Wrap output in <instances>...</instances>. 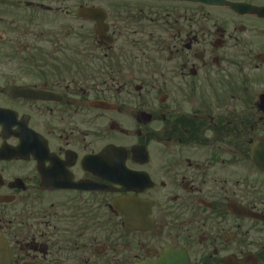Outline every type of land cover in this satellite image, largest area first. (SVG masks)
Segmentation results:
<instances>
[{"label": "flooded vegetation", "instance_id": "flooded-vegetation-1", "mask_svg": "<svg viewBox=\"0 0 264 264\" xmlns=\"http://www.w3.org/2000/svg\"><path fill=\"white\" fill-rule=\"evenodd\" d=\"M258 143L264 0H0V264H264Z\"/></svg>", "mask_w": 264, "mask_h": 264}]
</instances>
